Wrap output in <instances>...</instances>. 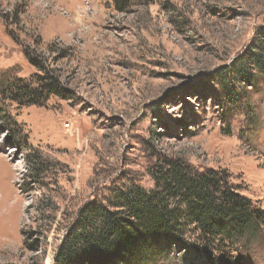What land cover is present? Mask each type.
Returning <instances> with one entry per match:
<instances>
[{
    "label": "rangeland",
    "instance_id": "1",
    "mask_svg": "<svg viewBox=\"0 0 264 264\" xmlns=\"http://www.w3.org/2000/svg\"><path fill=\"white\" fill-rule=\"evenodd\" d=\"M259 41L264 0H0V264H52L86 203L154 188L169 157L264 209V78L236 72ZM49 75L60 93L28 103L18 85ZM262 231L227 255L163 241L145 264H264Z\"/></svg>",
    "mask_w": 264,
    "mask_h": 264
},
{
    "label": "trees",
    "instance_id": "2",
    "mask_svg": "<svg viewBox=\"0 0 264 264\" xmlns=\"http://www.w3.org/2000/svg\"><path fill=\"white\" fill-rule=\"evenodd\" d=\"M113 1L124 11L140 0ZM257 48L260 52H253L250 70L236 71L249 83L260 75L264 78V42ZM27 57L41 67L36 58ZM37 85H18L30 104L41 105L62 89L59 79L50 75ZM152 176L154 188L124 182L105 201L86 203L64 234L52 264H145L163 241L190 245V236L197 237L199 251L227 255L240 240L252 242L263 232L264 209L241 193L228 171L199 170L182 158L169 157Z\"/></svg>",
    "mask_w": 264,
    "mask_h": 264
}]
</instances>
